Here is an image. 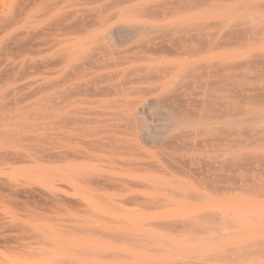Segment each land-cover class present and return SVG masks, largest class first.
Returning <instances> with one entry per match:
<instances>
[{
    "label": "bare ground",
    "instance_id": "6f19581e",
    "mask_svg": "<svg viewBox=\"0 0 264 264\" xmlns=\"http://www.w3.org/2000/svg\"><path fill=\"white\" fill-rule=\"evenodd\" d=\"M0 264H264V0H0Z\"/></svg>",
    "mask_w": 264,
    "mask_h": 264
}]
</instances>
